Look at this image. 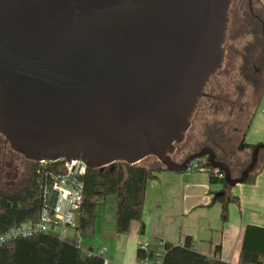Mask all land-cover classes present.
Masks as SVG:
<instances>
[{
    "label": "water",
    "instance_id": "1",
    "mask_svg": "<svg viewBox=\"0 0 264 264\" xmlns=\"http://www.w3.org/2000/svg\"><path fill=\"white\" fill-rule=\"evenodd\" d=\"M230 5L0 0V134L27 161L88 169L155 157L184 172L205 160L232 190L257 171L264 143L239 176L210 146L171 156L223 65Z\"/></svg>",
    "mask_w": 264,
    "mask_h": 264
},
{
    "label": "crops",
    "instance_id": "2",
    "mask_svg": "<svg viewBox=\"0 0 264 264\" xmlns=\"http://www.w3.org/2000/svg\"><path fill=\"white\" fill-rule=\"evenodd\" d=\"M242 138L247 144L264 143V87ZM252 150L240 149L243 158L236 156L241 162H232L236 173L250 161ZM260 162L262 166L251 174V181L228 189L238 199L228 204L227 222L222 220L223 204L213 201L215 193L222 191L223 187L211 183L206 168L192 174L169 171L161 164L147 162L160 170H156L155 177L147 181L142 221H133L129 233L118 234L115 227L117 198L111 196L96 209L93 239H81L80 243L83 248L95 251L107 247L104 257L111 264H153L137 259L139 248L160 253L164 251L162 242L182 244L186 236H191L200 253L230 264H240L246 227H264V150ZM218 247L220 251H217Z\"/></svg>",
    "mask_w": 264,
    "mask_h": 264
},
{
    "label": "trees",
    "instance_id": "3",
    "mask_svg": "<svg viewBox=\"0 0 264 264\" xmlns=\"http://www.w3.org/2000/svg\"><path fill=\"white\" fill-rule=\"evenodd\" d=\"M260 24L262 34L260 41L264 43V19ZM218 132L221 133L210 127L207 139L200 142L197 148L210 146L221 151V145L214 138ZM256 146L244 143L245 148L254 149ZM150 158L152 157L135 165L116 162L103 169H88L81 177L83 205L76 227V241L70 243L51 233L17 238L0 247V264H104L102 256L85 255L80 240L94 237L96 209L111 196L117 198L115 227L118 234L129 233L133 221H142L147 181L154 177L156 170H160L155 165L147 163ZM29 162L27 161L28 165ZM206 165L204 163L203 167ZM252 178L253 175H250L246 182ZM210 181L223 187L224 193L215 194L213 201L223 204L222 220L227 222L228 204L237 201L238 198L228 191L225 178L221 174L210 171ZM45 207L52 209L53 200L49 198L45 201L40 197L37 176L33 170H29L24 186L17 188L14 194H0V232L22 222L38 220ZM143 231L142 224L141 232ZM163 248L165 252L162 264H230L200 253L195 248L191 236H186L182 244L163 242ZM217 251H220V247ZM137 259L157 264L159 256L155 250L139 248ZM240 264H264V227L256 225L246 227Z\"/></svg>",
    "mask_w": 264,
    "mask_h": 264
},
{
    "label": "rangeland",
    "instance_id": "4",
    "mask_svg": "<svg viewBox=\"0 0 264 264\" xmlns=\"http://www.w3.org/2000/svg\"><path fill=\"white\" fill-rule=\"evenodd\" d=\"M252 10L264 19V3L262 0H251V4L250 0H231L228 13L229 23L224 43V62L216 75L212 77L208 87V89L216 87L223 92H229V102H234L235 106L232 107V105L226 104L224 110L214 114L210 102L206 99H201L191 119V127L186 134L185 140L177 146L180 156H187L199 151L200 149L197 148V145L207 139V131L212 127L221 131V133L218 132L214 136L215 141H218L221 145V150L227 153H236V155L243 158V154L239 149L242 133L264 85V43L260 41L262 36L261 24H258L253 18ZM253 31L254 34H252ZM255 33L258 36L257 40L255 39ZM249 51L252 52L251 55H248ZM252 55L256 60L255 68L260 71L259 77L261 81H259L257 88L251 85H242V92L239 93L234 89L233 84L238 81V70L244 64L245 56ZM247 64L250 65L251 63ZM148 162L160 164L153 157ZM259 166H262L260 161ZM204 168L209 172L212 171L209 165ZM29 170L27 160L13 151L5 137L0 135V194L11 195L16 192L17 188L24 186ZM199 170L201 169L194 170L192 174ZM110 203L111 199L107 202L108 206H110ZM49 233L70 243L76 241L74 230L71 228L66 232H61L56 227L50 229ZM85 239L90 241L93 238Z\"/></svg>",
    "mask_w": 264,
    "mask_h": 264
},
{
    "label": "built area",
    "instance_id": "5",
    "mask_svg": "<svg viewBox=\"0 0 264 264\" xmlns=\"http://www.w3.org/2000/svg\"><path fill=\"white\" fill-rule=\"evenodd\" d=\"M205 160L192 161L186 171L193 172L196 169H203ZM29 169L37 176V187L40 197L45 201L53 200L52 209L44 208L38 220L26 221L14 225L4 232H0V247L17 239L27 238L40 233H49L52 228L58 227L61 232L73 229L76 237V227L83 205V182L81 177L85 175L88 168L80 160H60L51 162L41 160L30 161ZM221 176H223L221 174ZM85 255H99L104 258V264H111L104 257L107 247L99 250L85 249L80 243ZM163 247V242L161 243ZM164 250V248H163ZM164 252L158 253L157 264H162Z\"/></svg>",
    "mask_w": 264,
    "mask_h": 264
},
{
    "label": "flooded vegetation",
    "instance_id": "6",
    "mask_svg": "<svg viewBox=\"0 0 264 264\" xmlns=\"http://www.w3.org/2000/svg\"><path fill=\"white\" fill-rule=\"evenodd\" d=\"M250 4H251V0H250ZM251 14H252L253 18H255V20L258 24L260 22H262V18L260 15L256 14L253 10L251 11ZM252 34H254V31ZM255 35H256V33H255ZM257 38H258V36L256 35L255 39L257 40ZM251 53L252 52L249 51L248 55H251ZM248 57L245 56L246 59L244 58V64L238 70V72H239L238 73V81H235V83L233 84L234 89L236 91H238L239 93L242 92V89H243L242 85H244V84L245 85H251V86L257 88L259 81H261L260 77H259L260 71L259 70L257 71V69L255 68V61L256 60H255L254 56L252 55V56H248ZM247 63H251V64L249 65ZM216 73L214 75H216ZM212 77L210 78L209 82L207 83L205 90H204L205 95L201 99H206L208 102H210V106L213 109L214 114H216V113L224 110L226 104L229 106L232 105V107H234L235 104H234V102H229L230 101L228 98L229 94H230L229 92H225V91L223 92L222 90H219L216 87H212V88L208 89ZM263 87H264V85H263ZM263 87L261 88V90L263 89ZM243 134H244V132L242 133V135ZM244 148L245 147H244L243 138H242L241 143L239 145V149L243 150ZM213 149H215V148H213ZM215 151L217 152L219 159L226 161L230 165L234 176H239L242 168L239 170L238 173H236L234 171V166H233V163L237 164V163L241 162L240 158L238 156H236V153H234V154L233 153H227V152L221 153L220 150H216V149H215ZM178 153L180 154L179 150H176L171 156H172L173 160H175L177 162H182L186 156L185 155L180 156Z\"/></svg>",
    "mask_w": 264,
    "mask_h": 264
}]
</instances>
